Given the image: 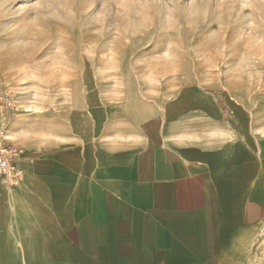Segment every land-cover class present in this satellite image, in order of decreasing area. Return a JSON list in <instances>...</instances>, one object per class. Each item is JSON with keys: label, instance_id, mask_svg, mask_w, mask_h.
I'll list each match as a JSON object with an SVG mask.
<instances>
[{"label": "rangeland", "instance_id": "obj_1", "mask_svg": "<svg viewBox=\"0 0 264 264\" xmlns=\"http://www.w3.org/2000/svg\"><path fill=\"white\" fill-rule=\"evenodd\" d=\"M140 109L200 143L264 137V0H0L7 142L44 158Z\"/></svg>", "mask_w": 264, "mask_h": 264}, {"label": "crops", "instance_id": "obj_2", "mask_svg": "<svg viewBox=\"0 0 264 264\" xmlns=\"http://www.w3.org/2000/svg\"><path fill=\"white\" fill-rule=\"evenodd\" d=\"M0 178V264H264V137L211 145L137 110Z\"/></svg>", "mask_w": 264, "mask_h": 264}, {"label": "built area", "instance_id": "obj_3", "mask_svg": "<svg viewBox=\"0 0 264 264\" xmlns=\"http://www.w3.org/2000/svg\"><path fill=\"white\" fill-rule=\"evenodd\" d=\"M2 99V104H8L10 101L7 96H2ZM25 156L26 152L21 147L6 141L4 129L0 126V178L2 183L16 187L23 181L25 170L18 165V161ZM30 161H33L32 158Z\"/></svg>", "mask_w": 264, "mask_h": 264}]
</instances>
